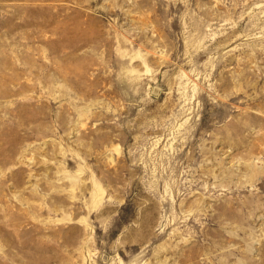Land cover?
<instances>
[{
	"label": "rangeland",
	"instance_id": "1",
	"mask_svg": "<svg viewBox=\"0 0 264 264\" xmlns=\"http://www.w3.org/2000/svg\"><path fill=\"white\" fill-rule=\"evenodd\" d=\"M0 264H264V0H0Z\"/></svg>",
	"mask_w": 264,
	"mask_h": 264
}]
</instances>
